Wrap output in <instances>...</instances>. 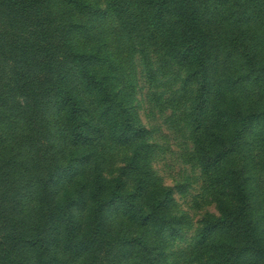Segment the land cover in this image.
I'll use <instances>...</instances> for the list:
<instances>
[{
  "label": "trees",
  "instance_id": "1",
  "mask_svg": "<svg viewBox=\"0 0 264 264\" xmlns=\"http://www.w3.org/2000/svg\"><path fill=\"white\" fill-rule=\"evenodd\" d=\"M43 3L0 0V23L3 19L7 25L0 30V61L10 65L13 86L27 99L37 104L54 101L67 108L65 151L69 144L86 147L92 140V127L84 115L90 108L85 104L83 89H98L95 97L102 105L115 103L118 97L109 92L108 79L99 78L93 68L94 59L107 56L104 52L98 58L100 48L95 54H87L75 47L69 34L73 28L66 27L58 35L46 19ZM65 3L70 9L92 14L90 22L97 29L100 15L111 12L123 19L128 32H135L144 45L159 50L166 61L186 67L196 85L188 115L193 145L219 213L195 241V263L264 264V222L255 217L252 202V198L259 200L264 209V18L255 1L109 0L103 7L88 0ZM125 115L121 129L129 140L139 130H135V119L127 112ZM61 134L60 129L57 135ZM60 169L46 167L43 188L52 184L56 175L57 180L61 177ZM257 179L261 181L259 196L252 192ZM115 182L116 188L109 191L104 180L97 177L88 190L85 186L66 189L63 197H58L53 212L60 210L56 219L65 215L70 226L59 247L37 244L45 227L43 219L48 216H36V228L28 243L37 248L35 256L33 249L29 258L31 264H95V250L110 243L106 224L109 208L131 206L129 211H134L132 194L122 193L120 181ZM86 193L91 206L90 227L81 234L70 206L74 201L86 206ZM32 200L31 195L30 208ZM167 200L153 195L147 213L138 205L140 216L130 223L136 226L137 235L118 238L134 252L130 264H166L162 244L150 240L148 234L157 221L169 225L170 219L160 216L167 209ZM112 202L117 205L110 206ZM46 207L49 209V204ZM11 243L19 245L23 241L12 238ZM9 253L10 245L1 246V260Z\"/></svg>",
  "mask_w": 264,
  "mask_h": 264
},
{
  "label": "rangeland",
  "instance_id": "2",
  "mask_svg": "<svg viewBox=\"0 0 264 264\" xmlns=\"http://www.w3.org/2000/svg\"><path fill=\"white\" fill-rule=\"evenodd\" d=\"M88 1L103 7L109 0ZM253 1L264 18V0ZM43 7L49 25L58 35L66 27L73 28L69 34L80 51L95 54L100 48L98 58L105 52L107 57L94 59L93 68L99 78L108 79L109 92L118 97L115 103L102 105L95 97L98 89L90 92L80 87L90 108L84 115L92 127V140L86 147L69 144L65 151L67 108L54 101L37 104L27 99L13 86L10 65L0 61V249L10 245L8 257H1L0 264H31L29 258L36 246L28 243L36 228V216H48L43 219L45 227L37 244L61 246L70 226L65 215L56 219L60 210L53 212L58 197L66 189L85 186L88 190L97 177L104 180L109 191L116 188L115 180H119L122 193L132 194L134 211H129L131 206L109 208L106 224L110 243L95 250V264L132 262L134 252L128 251L129 244L118 238L137 235L136 226L130 223L138 220L140 207L149 212L155 194L168 199L167 209L160 216L170 219V223L164 226L157 221L150 226V240L162 244L166 264H196L195 241L219 213L206 188L201 160L193 145L188 115L196 85L186 67L166 61L159 50L144 45L135 32H128L124 20L111 12L100 15L97 29L90 22L92 14L76 7L70 9L65 0H44ZM6 26L1 19L0 30ZM126 112L135 119V130H139L129 140H125L126 131L121 129ZM48 166H59L61 177L58 181L56 175L52 178L55 184L43 188L42 178ZM253 185L252 192L259 196L260 179ZM31 195L34 200L30 208ZM252 202L255 217L264 222L259 200L252 198ZM83 203L86 206H80L78 201L70 206L81 234L90 227L88 193ZM113 205L117 204L112 202L110 206ZM12 238L23 243H11Z\"/></svg>",
  "mask_w": 264,
  "mask_h": 264
}]
</instances>
